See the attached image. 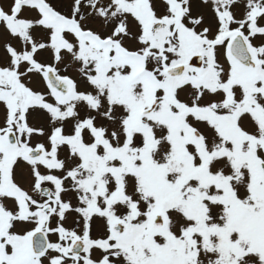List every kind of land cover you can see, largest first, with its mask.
Here are the masks:
<instances>
[{
	"label": "flooded vegetation",
	"instance_id": "flooded-vegetation-1",
	"mask_svg": "<svg viewBox=\"0 0 264 264\" xmlns=\"http://www.w3.org/2000/svg\"><path fill=\"white\" fill-rule=\"evenodd\" d=\"M157 2L161 17L153 0L124 3L138 23L136 50L119 42L117 33L127 25L119 24L115 37H100L76 18L82 37L75 34L71 47L55 40L44 43L71 50L76 65L68 57L40 63L34 49L30 56L16 58L9 78L0 83V103L6 109L0 114V145L7 130L16 141L9 149L0 146V155L26 160L39 178L33 191L14 185L29 207L24 211L16 203L15 214L0 204V225L13 223L15 215L31 217V231L40 229L47 239V249L35 256L27 241L31 231L12 234L13 241L5 240L0 249L7 257L3 264H131L126 254L138 248L143 253L139 246L150 247L144 242L200 240L205 245L210 238L236 234L250 247L264 235V0H219L224 15L218 18V34L210 38L207 29L193 23H200V17L184 22L189 10L182 0ZM86 47L91 54L84 59ZM86 61L92 65L89 73L97 71L93 80L105 76L99 67L111 68L115 81L103 98V124L69 126L64 116L68 119L80 107L78 101L71 103L74 98L91 101L89 91L77 89L75 76ZM20 63H26L24 75ZM46 69L70 79L71 89L63 81L56 82L59 88L50 86L43 76ZM32 71L41 76L39 89L32 78L23 81ZM117 103L125 115L112 128L106 118ZM99 104L97 97L91 107ZM141 112L145 114L139 116ZM146 116L153 118L151 125L143 121ZM49 119L60 124L51 128L45 123ZM38 146L39 158L23 157L27 148ZM148 146L150 154L144 157ZM222 157L226 161L210 173L209 164ZM256 161L261 171L255 169ZM41 187H48V193H41ZM237 202L244 204L240 212ZM46 205L44 214H38ZM155 213L164 216L159 230L151 226ZM175 216L179 221L174 222ZM226 216L223 225L219 220ZM77 237L85 245L81 252L69 249Z\"/></svg>",
	"mask_w": 264,
	"mask_h": 264
},
{
	"label": "rangeland",
	"instance_id": "rangeland-1",
	"mask_svg": "<svg viewBox=\"0 0 264 264\" xmlns=\"http://www.w3.org/2000/svg\"><path fill=\"white\" fill-rule=\"evenodd\" d=\"M46 5L52 8L55 12H61L62 14L68 16L67 20H71V17H76L79 19L80 25L82 23V28H90L94 30L100 37H104L108 35V37H115L116 30L119 28V24H124L126 26V31L124 33H117L121 39L119 42L123 44L127 49L136 50L139 43L137 42V34H138V23L134 16L129 15V10L126 4V0H42ZM184 8L189 10L186 12L184 22L191 18L190 16L200 17L201 22L193 19V23L197 25V29H207V36L210 38L216 33L218 34L219 24L218 18L220 19V15H224V12H221L223 7H219L217 3L219 0H182ZM23 2H27L24 5ZM40 2L39 0H0V11L9 18L6 22L0 21V83L4 82L5 79L9 78L8 70H10L11 65L16 62V58L23 57L28 55L32 50L35 49L38 62H42L40 59H43V62L56 63L58 57H68L69 61H74L75 65L77 61H75L70 55L71 50H61L56 49L55 45L51 46L48 44H44L48 42V37L50 36V32L54 31V28H50L42 23V15L38 13L36 8V3ZM155 6L157 7V14L161 17L164 12L162 11V7L158 5L157 0H153ZM246 7V6H245ZM227 8V7H226ZM129 13V14H128ZM225 17L224 20H226ZM2 19V18H1ZM3 20V19H2ZM66 20V21H67ZM136 25V26H135ZM68 41L73 39L71 33L66 31L63 35ZM219 37V36H216ZM138 43V44H137ZM40 44H42L40 46ZM82 47H85L82 45ZM87 48V47H86ZM136 48V49H134ZM85 58L91 54V49H86ZM61 64V62H58ZM26 63L18 64V71L21 70L22 74L24 73L23 69L25 68ZM92 65L86 61L82 67L78 66L76 69L80 75H75L77 78V89L79 91H89L91 96V101L85 97L88 102L85 100H80L78 97H75L71 103H79V110H74L71 114V117L64 119L68 122L69 126H82L84 122L91 121L93 124H103L104 122V100L107 99V94H110V81L114 82V71L111 68L103 69L97 68L99 72L103 74L104 77L101 79L93 80L95 78L96 70L90 71ZM75 69V70H76ZM72 70V67L69 69ZM89 73V74H88ZM77 74V73H76ZM101 74V75H102ZM24 75V74H23ZM24 77V78H23ZM23 81L26 82L31 80L34 81V84L39 89L41 86L42 80L39 73L32 71L31 73H27L23 76ZM136 87V86H135ZM119 94V92H118ZM126 95V94H125ZM100 99V104L96 108L91 107V102L96 99ZM127 100V96H126ZM3 102L0 103V114H3L6 109L3 106ZM123 111V106L119 103L115 105V109L111 114L110 118H106V122H108L109 126L119 127V121L122 115H125ZM39 120V118H37ZM153 118L151 116H146L143 118L145 123L151 122ZM100 121V123L97 122ZM47 124H51L50 127H54L56 124H60L58 120L49 119ZM246 128V127H245ZM4 156L0 155V163L3 162ZM226 161L224 157L222 159H214L213 162L209 164V171L213 173V170L218 165L223 164ZM216 167V169H217ZM28 162L24 159H18L12 167V178L15 183L23 188V190L33 191V185L39 181V178L33 175V172L28 169ZM169 175L168 177H171ZM48 182H51L54 185L53 178L49 175ZM134 180V178H133ZM0 183L1 178H0ZM155 183V182H154ZM148 186H152V181H149ZM132 189H129L131 192ZM37 192H29V194H34ZM148 193L151 194L150 189ZM39 195V194H38ZM240 198L246 200L244 193L239 191ZM260 194H255V200L259 198ZM0 204L11 207L14 210L15 214H18L16 200L9 194H0ZM225 206V205H224ZM226 207V206H225ZM224 210V208H222ZM181 220V219H180ZM179 221L178 218L174 220V222ZM223 225L228 221L227 216L220 218L219 220ZM13 230L14 232L24 233L29 229L34 227V219L31 217L24 218L22 215L18 217L15 215L13 218ZM56 227V226H54ZM80 226H76L78 229ZM82 227V226H81ZM175 228V226H171ZM12 233V230H10ZM231 239H238L242 242V249H247L250 243L247 239H242L240 236L233 234ZM244 240V241H243ZM163 242V241H159ZM187 242L188 255L191 256L192 260H195L196 263L199 264H223V262H229L236 257V251L231 250L227 246H220L221 241L218 239L210 238L206 241L205 245L202 244L200 240ZM256 249L258 250L259 257L250 256L251 264H264V242L263 241H255ZM254 246V245H253ZM142 247L143 253L141 250L134 249L132 253L126 254L129 258V263L137 264L138 261L144 256L146 253H151L153 249L146 246ZM149 251V252H147ZM153 253V252H152ZM151 253V254H152ZM192 254V255H190ZM254 257V258H253Z\"/></svg>",
	"mask_w": 264,
	"mask_h": 264
},
{
	"label": "trees",
	"instance_id": "trees-1",
	"mask_svg": "<svg viewBox=\"0 0 264 264\" xmlns=\"http://www.w3.org/2000/svg\"><path fill=\"white\" fill-rule=\"evenodd\" d=\"M236 242V241H235ZM224 244H232L233 242H227L224 241L222 242ZM187 242L184 241H174V242H167L165 243V246L162 247L160 246V252H164V251H169L168 252V259L166 260V264H195V261L192 260L188 255V249H187ZM223 244V245H224ZM236 244V257L235 259L229 261V262H223V264H251L252 262L250 261V258L252 256L254 257H259V253L258 250L256 249V247H250L249 251L248 249H242L241 244L235 243ZM192 255V254H190ZM251 256V257H250ZM253 257V258H254ZM264 262V261H263ZM199 264V263H197ZM215 264V263H213Z\"/></svg>",
	"mask_w": 264,
	"mask_h": 264
},
{
	"label": "water",
	"instance_id": "water-1",
	"mask_svg": "<svg viewBox=\"0 0 264 264\" xmlns=\"http://www.w3.org/2000/svg\"><path fill=\"white\" fill-rule=\"evenodd\" d=\"M171 70V69H170ZM168 71V70H167ZM8 141V145H14L15 140H14V135L12 132H8L5 134V141ZM150 148L145 152V155H148ZM27 157H36L41 155V150L40 149H34V150H28L27 153L25 154ZM256 167H258V162H256ZM260 166V165H259ZM41 192L44 194L48 193V188H43L41 189ZM26 207V204H24ZM237 208L239 210L243 209V205L237 204ZM152 224L154 227L159 228L163 224L162 220V215L156 214L152 217ZM42 233L40 231L34 232L31 236V250L33 253L37 254L45 249L46 246V241L41 235ZM35 235V236H34ZM82 249V247L75 248L76 251Z\"/></svg>",
	"mask_w": 264,
	"mask_h": 264
},
{
	"label": "bare ground",
	"instance_id": "bare-ground-1",
	"mask_svg": "<svg viewBox=\"0 0 264 264\" xmlns=\"http://www.w3.org/2000/svg\"><path fill=\"white\" fill-rule=\"evenodd\" d=\"M175 218H177V216H175Z\"/></svg>",
	"mask_w": 264,
	"mask_h": 264
}]
</instances>
